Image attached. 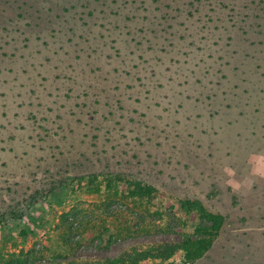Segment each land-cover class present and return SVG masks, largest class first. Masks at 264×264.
Here are the masks:
<instances>
[{
    "label": "rangeland",
    "instance_id": "rangeland-1",
    "mask_svg": "<svg viewBox=\"0 0 264 264\" xmlns=\"http://www.w3.org/2000/svg\"><path fill=\"white\" fill-rule=\"evenodd\" d=\"M253 153L264 0H0V264H109L195 239L183 199L226 216L187 264H264ZM115 175L168 201L126 199L106 187Z\"/></svg>",
    "mask_w": 264,
    "mask_h": 264
},
{
    "label": "trees",
    "instance_id": "trees-1",
    "mask_svg": "<svg viewBox=\"0 0 264 264\" xmlns=\"http://www.w3.org/2000/svg\"><path fill=\"white\" fill-rule=\"evenodd\" d=\"M83 181L91 192H98L101 188L102 183L98 181L96 175L80 178V183ZM104 181L107 189L112 190L117 187L124 193L126 199L153 205L164 200L168 201L165 194L151 184L131 180L122 175L110 176ZM179 202L180 207L187 215L192 216L193 223L196 224L195 239L189 236L180 244H165L149 248L135 247L109 260V264H150L154 260L158 261L157 264H187L201 259L212 248L221 233L226 216L208 209L199 199H183ZM170 206L175 205L171 202ZM21 234L26 236L23 231Z\"/></svg>",
    "mask_w": 264,
    "mask_h": 264
},
{
    "label": "clouds",
    "instance_id": "clouds-1",
    "mask_svg": "<svg viewBox=\"0 0 264 264\" xmlns=\"http://www.w3.org/2000/svg\"><path fill=\"white\" fill-rule=\"evenodd\" d=\"M248 163L250 167V177L264 178V153H253L249 157ZM223 171L229 178L227 184L233 191H240L245 187L246 182L236 179L237 172L234 168L226 166Z\"/></svg>",
    "mask_w": 264,
    "mask_h": 264
}]
</instances>
